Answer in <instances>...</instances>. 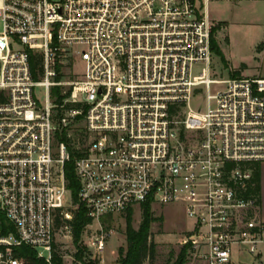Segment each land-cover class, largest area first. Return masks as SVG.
Returning <instances> with one entry per match:
<instances>
[{"label":"built area","instance_id":"obj_1","mask_svg":"<svg viewBox=\"0 0 264 264\" xmlns=\"http://www.w3.org/2000/svg\"><path fill=\"white\" fill-rule=\"evenodd\" d=\"M211 1L256 0H0V264H29L21 245L63 262L80 206L99 258L105 221L146 201L184 206L193 258L264 262V78L213 75Z\"/></svg>","mask_w":264,"mask_h":264},{"label":"rangeland","instance_id":"obj_2","mask_svg":"<svg viewBox=\"0 0 264 264\" xmlns=\"http://www.w3.org/2000/svg\"><path fill=\"white\" fill-rule=\"evenodd\" d=\"M206 9L210 19L216 24L210 65L213 75L220 79L231 76L264 78V0L211 1ZM201 66L194 67L195 74ZM75 70L79 71L80 65ZM221 88L222 86H215L212 92ZM41 91L37 90V96L43 101ZM152 210L156 217H162V222L156 221L151 227V240L156 244V254L153 259L145 258L141 264H173L181 249L178 240L194 229V221L186 216L181 203L155 204ZM132 220V225L136 228L140 221L138 208L133 211ZM104 225L109 235L102 255L92 259V254H85V258L95 264H118L117 249L119 246H126L124 215L107 220ZM61 250L64 255L62 264H75V245L68 242ZM250 258L246 252L238 256L242 263H248ZM185 264L205 262L188 255Z\"/></svg>","mask_w":264,"mask_h":264},{"label":"trees","instance_id":"obj_3","mask_svg":"<svg viewBox=\"0 0 264 264\" xmlns=\"http://www.w3.org/2000/svg\"><path fill=\"white\" fill-rule=\"evenodd\" d=\"M216 27H213L211 38H210V48L212 50L214 46V30ZM56 95V101L58 103L61 102L63 96ZM65 141L64 137L60 138ZM67 150L70 154V160L65 163V177L68 183V188L71 190L72 195L76 198L77 190H78V181L76 180L74 173V160L76 158V153L73 152L70 145L66 142ZM255 180H257L258 185L253 190L255 193H260V185H259V173L255 174ZM132 210H129L125 217V242L126 246H119L117 249L118 255V264H141L145 258L153 259L156 254V244L153 240H151V227L156 221L162 222V217H156L149 201L144 202L140 206V221L138 222V226L135 228L132 225ZM2 229H5L9 226L8 222L0 217ZM90 222V218L86 214V210L80 206L79 209L75 212L73 219L71 221L72 225V234H73V243L77 248V251L74 253L75 260H82L85 256L84 251L78 246V241L80 238V234L84 229L85 225ZM15 255L17 257H24L29 264H47V262L38 258L36 252L27 245H21L16 248ZM189 255L188 247L186 245L181 246L177 257L173 264H185L187 262V256ZM54 264H62V258L56 252L53 253L52 256ZM87 264H95V262L89 261Z\"/></svg>","mask_w":264,"mask_h":264},{"label":"crops","instance_id":"obj_4","mask_svg":"<svg viewBox=\"0 0 264 264\" xmlns=\"http://www.w3.org/2000/svg\"><path fill=\"white\" fill-rule=\"evenodd\" d=\"M259 185H260V203H261L260 217L264 221V163H262L259 168ZM239 254L240 253L237 251V249H234L233 256L236 257V260L234 259L235 261H239L238 259ZM243 264H253V262L250 258L248 263L245 262ZM261 264H264V262H262Z\"/></svg>","mask_w":264,"mask_h":264}]
</instances>
